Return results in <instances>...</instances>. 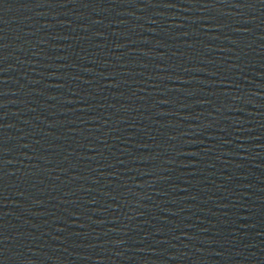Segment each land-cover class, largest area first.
<instances>
[{"label":"water","instance_id":"water-1","mask_svg":"<svg viewBox=\"0 0 264 264\" xmlns=\"http://www.w3.org/2000/svg\"><path fill=\"white\" fill-rule=\"evenodd\" d=\"M0 264H264V0H0Z\"/></svg>","mask_w":264,"mask_h":264}]
</instances>
